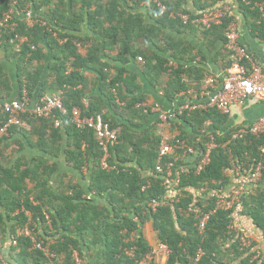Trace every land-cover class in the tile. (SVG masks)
Here are the masks:
<instances>
[{
  "label": "trees",
  "instance_id": "16d2710c",
  "mask_svg": "<svg viewBox=\"0 0 264 264\" xmlns=\"http://www.w3.org/2000/svg\"><path fill=\"white\" fill-rule=\"evenodd\" d=\"M235 1L249 35L264 42V10L256 5L264 0L250 4ZM14 2L23 12L33 10L46 25L29 27L20 19L14 30L0 29V88H4L0 89V100L14 98L26 81L32 96L62 92L68 115L56 110L62 124L55 127L53 118L26 112L22 123L0 138V240H17L4 255L1 253L0 264L3 259L9 264H76L75 250L89 259L88 264H136L140 260L163 264L150 254L146 222L151 223L155 242L172 250L165 264H259L260 259L252 258L256 243L250 239L248 246L243 245L241 232L230 227L234 210L218 209L204 234L193 212H187L192 205L205 211L214 208V192L230 183L227 149L231 148L241 162L264 163L259 150L263 137L246 134L223 147L237 127L226 128L229 116L216 109L185 112L174 123H166V131L176 133L179 139L194 142L203 136L198 143L201 148L209 139L208 132L213 133L217 146L201 172L181 175L176 200L154 212L149 207L152 199H160L166 191L157 170L164 123L153 115L152 104L144 105L148 95L142 78L158 87L167 100L175 101L190 89L192 81L204 79L199 70L212 53L226 61L225 67L231 64L234 53L225 47V31L236 14L206 28L194 20L219 7L221 0H163L167 7L163 14L145 0H0V16ZM183 14L189 16L187 22L182 20ZM86 22L91 31L88 35L81 33ZM49 28L59 38H68L67 42L59 43ZM190 35L202 39L206 49L194 47L187 37ZM23 37L28 40L21 42ZM240 43L245 45L242 40ZM7 61L16 70L14 77ZM172 61L174 65H170ZM131 64H137L136 71ZM69 66L73 69L68 73ZM84 98L90 102L87 109L82 104ZM76 106L84 115H100L119 128L118 138L108 150V164L113 169L102 166L105 150L96 131L79 128L71 120ZM5 121L0 110V126ZM223 129L226 131L221 133ZM26 147L34 153L25 155ZM168 161H175V156H164L163 164ZM175 163L176 167L189 165L181 160ZM66 164L89 182L65 171ZM61 165L63 173L56 175ZM89 193H93L90 199ZM242 200L240 213L264 236V189L252 190ZM27 225L39 231L34 234L38 241L46 236L55 238L47 244L54 257L34 247L24 234L15 235ZM133 231H137L136 237L130 240ZM127 249L133 250V257L127 256ZM199 249L203 255L197 259Z\"/></svg>",
  "mask_w": 264,
  "mask_h": 264
},
{
  "label": "built area",
  "instance_id": "2783aa9c",
  "mask_svg": "<svg viewBox=\"0 0 264 264\" xmlns=\"http://www.w3.org/2000/svg\"><path fill=\"white\" fill-rule=\"evenodd\" d=\"M222 4L219 7L213 8L203 13V15L194 20V22L201 24L208 28L212 25L222 24L223 18L226 15L234 14L233 4L229 0H221ZM245 4H250L252 0H242ZM154 4L160 14L165 13L167 7L163 0H145ZM256 5L264 10V1L257 2ZM237 17L225 31L227 38L226 49L234 53L233 61L221 74H209L204 78L201 90H199V97L197 101L192 100L189 96L193 94L191 89L186 92L180 93L181 103L173 106L171 109H163L160 105L155 104L152 106V112L156 115V118L160 122L168 123L169 121H176L179 116L185 112L192 113L195 111H205L210 108H214L223 115L230 116L232 109L236 105H244L249 99H255L259 102L264 103V68L263 65L256 59L254 54L248 49L246 45L240 43L239 40V26L237 19L242 17V14L237 9ZM23 15L29 26L39 23L46 25L44 20L34 18L32 10L22 12L16 10L14 7L8 10L0 17V27L5 29L14 30L18 25V16ZM184 22L189 19L188 15H181ZM49 31L57 38L60 43L66 41V39H60L57 32L49 28ZM23 42L26 38H23ZM34 49L35 47L32 46ZM142 61V58H139ZM72 66L68 67V73L72 71ZM203 97V98H202ZM205 98V99H204ZM191 99V100H190ZM84 108H88L90 105L89 99L84 98L82 101ZM123 104V103H122ZM140 105V104H138ZM0 110L6 116V121L0 126V138L9 135V130L12 126L19 125L22 123V115L26 112H30L32 116H40L43 118H53L54 126L59 127L62 124V120L55 115V111L58 110L63 115H68V111L64 106L62 92L57 93H43L42 95L30 94V90L23 82L21 91L16 97L10 100L0 101ZM71 120L79 128H93L96 131L97 140L99 145L105 150V155L102 159V166L107 170H111L114 167L108 164L109 157V145L116 141L119 134V128H114L109 122L103 120L98 115L90 117L84 115V110L81 107H74L70 113ZM208 128V127H207ZM210 128V126H209ZM212 128V127H211ZM206 130L203 129V131ZM224 130L223 132H225ZM221 132V133H223ZM209 139L205 141L204 148H201L198 143L201 142L203 136L199 135L194 142H188L184 139L164 136L161 139L158 156L157 170L162 174V185L166 188L164 195L160 199H153L149 203V207L155 211L156 208L162 204L172 203L180 195V180L182 174H187L192 171L199 173L211 162V151L216 147L215 136L213 133L208 132ZM252 134L257 137H263L264 140V115L259 117L257 120L238 126L233 130L231 137L228 138L227 142L223 144V147L227 146L231 142L242 135ZM182 153H178V151ZM259 150L264 154V141L259 147ZM174 155L175 161L181 160L182 162H188L189 165L183 164L176 167L175 161H168L163 164V158L166 155ZM228 158L230 160V168L228 173L231 177L230 183L226 188H220L214 192L215 206L210 210H203L198 205H192L188 208L187 212H193L195 219L197 220L196 225L201 234H204L212 214L218 209L234 210V213H240L243 209V197L247 194L248 189L257 184H261L264 180V163L262 160L250 163L249 161H239L235 159V155L232 153V149H227ZM248 156V153H245ZM193 169V170H192ZM257 187V186H256ZM255 188V187H254ZM259 188V187H257ZM256 188V189H257ZM254 189V190H256ZM253 190V191H254ZM93 196V193H89L88 199ZM240 230L241 243L248 246L251 242L250 239ZM28 235V232H24ZM21 234V233H18ZM35 247H38L47 256H53L49 247L35 242L37 238L31 237ZM136 237V233L131 234L130 240ZM53 241L48 242L50 245ZM172 253L171 248L160 241L151 243L150 254L161 263L165 264ZM126 254L133 256L134 252L131 249L126 250ZM203 255L202 249L197 252V259ZM73 256L76 264H88V260L82 258L79 253L75 250ZM150 258V257H149ZM7 264V262H3ZM136 264H147L145 261H137Z\"/></svg>",
  "mask_w": 264,
  "mask_h": 264
},
{
  "label": "crops",
  "instance_id": "0c3cea01",
  "mask_svg": "<svg viewBox=\"0 0 264 264\" xmlns=\"http://www.w3.org/2000/svg\"><path fill=\"white\" fill-rule=\"evenodd\" d=\"M233 4V10L237 17V5L235 0H229ZM191 4V3H189ZM238 26H239V40H242L244 44L248 47V49L254 54L256 59L263 65L264 68V42L260 39L254 38L249 35L248 29L245 28V20L240 17L237 19ZM84 35L91 34L90 29L88 28V23H84L83 30L81 32ZM188 39L193 43L194 47H198L200 49H206V46L203 44L202 39L196 37V36H187ZM186 37V38H187ZM219 48L222 47V44H220ZM212 56H209L208 62L201 67L202 70H199L203 77H205L208 74H221L224 72L225 69V63L226 61H223L220 56H216L214 53H212ZM216 56L218 58L213 59V57ZM140 63V62H139ZM174 62H170V65ZM10 65V64H9ZM9 67V66H8ZM131 69L135 70L137 68V64H131ZM227 67V66H226ZM10 68V67H9ZM15 68L11 66L10 73L14 77L13 74H15ZM136 71V70H135ZM139 71V70H138ZM89 76H91V73H88ZM188 77V76H187ZM199 76H196L194 78H199ZM189 82V79H187ZM142 83L144 87V92L148 95V100L152 104H160L163 109H171L173 106L178 105L182 102V100L178 99L176 101H169L165 97V95L162 93V91L158 87H153L146 79L142 78ZM203 80H201L200 83L198 81L194 80L191 83V91H193V94L189 96L192 100L197 101V97H199V90H201ZM197 89V91L195 90ZM18 93H14L12 97H15ZM201 94V93H200ZM203 98V97H202ZM190 99V100H191ZM205 99V98H204ZM2 101V100H0ZM264 115V103L259 102L255 99H249L244 105H236L232 109L231 115L228 117L229 122L225 126L226 128H233L242 126L245 124H249L255 120H257L259 117ZM182 123V122H181ZM183 128H185V125L182 123ZM225 129H223L221 132H223ZM28 147V146H27ZM26 147V148H27ZM33 154L34 151L31 148H27L25 150V154ZM261 187L264 189V180L261 182V184L253 185L251 186L247 194L251 192L252 190L256 189L257 187ZM255 187V188H254ZM233 226L237 229H241L244 234L254 241L256 243L254 249L257 251L259 250V254H263L264 252V237L262 236V232L252 224V222L246 217L242 216L241 213H234V223ZM259 255L254 256V258L258 257Z\"/></svg>",
  "mask_w": 264,
  "mask_h": 264
},
{
  "label": "rangeland",
  "instance_id": "374dc122",
  "mask_svg": "<svg viewBox=\"0 0 264 264\" xmlns=\"http://www.w3.org/2000/svg\"><path fill=\"white\" fill-rule=\"evenodd\" d=\"M115 53V52H114ZM7 63V66H9L10 68H11V66H12V63H8V61L6 62ZM10 64V65H9ZM9 68V69H10ZM2 91H4V88H0ZM26 128L28 129L29 128V126L27 127L26 126ZM19 154H21V153H19ZM24 154H25V152H24ZM25 155H27V154H25ZM63 159L62 158H60L59 159V161L61 162V163H63V161H62ZM66 169H65V171L66 170H68V172L69 173H72V174H74L75 175V173L71 170V166H68L67 164H66ZM63 168H64V165H61L59 168H58V170L56 171V175H58L59 173H63ZM84 173H86L85 174V176L87 177V175H88V171H87V167L86 168H84ZM81 182H89V180H88V178H86V179H84V178H81L80 179V175H75ZM54 177H56V176H54ZM29 215H30V213H28ZM48 224H50L51 225V219L49 220V222H48ZM145 226H146V232H147V235L149 236V239H150V243H152V242H155V238H154V235H153V229H152V226H151V223L150 222H146V224H145ZM39 229H40V227H39ZM28 232V235L29 236H31V237H34V234L36 233V235L39 233V231H37V229H35V228H31V227H29L28 225H27V227L26 228H24V229H17L16 230V232H15V235H17V233H22V232ZM153 235V236H152ZM263 236V235H262ZM264 237V236H263ZM10 238V240L8 239V238H5V237H3V239L2 240H0V256H2V254L4 255V253L7 251V247H9V245L11 244L12 246H15V245H13V243H11L12 242V237H9ZM46 240H41V241H38V240H35V242H37V243H40V244H43L44 246L45 245H47V243L48 242H51V241H53V242H55V238H53V237H48V236H46ZM254 249V248H253ZM51 251V250H50ZM2 253V254H1ZM55 254V253H54ZM256 255H259L258 257H256V259H260L259 260V264H261L262 263V259H263V257H264V252H263V254H259V250H257V251H255V253H254V255H253V257L252 258H254V256H256ZM255 259V258H254ZM9 264V263H8Z\"/></svg>",
  "mask_w": 264,
  "mask_h": 264
},
{
  "label": "clouds",
  "instance_id": "9594fccd",
  "mask_svg": "<svg viewBox=\"0 0 264 264\" xmlns=\"http://www.w3.org/2000/svg\"><path fill=\"white\" fill-rule=\"evenodd\" d=\"M15 8L16 10H19L18 8H16V6H15V2L13 3V5H12V7L11 8ZM10 8V9H11ZM9 9V10H10ZM31 10V9H30ZM19 11H21V10H19ZM33 11V10H32ZM7 12V11H6ZM6 12H4V13H6ZM23 12V11H22ZM3 13V14H4ZM2 14V15H3ZM33 14H34V18L36 17V18H38L39 17V15L38 14H36V13H34L33 12ZM0 17H2V16H0ZM18 18V20H20V19H25V17L23 16V15H21V16H18L17 17ZM39 18H41V17H39ZM26 20V19H25ZM27 23V22H26ZM28 25V24H27ZM35 25V24H34ZM29 26V25H28ZM29 27H33V26H29ZM0 29H1V27H0ZM2 29H5V28H2ZM52 30H53V28H52ZM56 32V31H55ZM58 34V33H57ZM23 38H26V41L28 40V38L27 37H23ZM23 38L21 39V42H23L22 40H23ZM60 39H66V41H64L63 43H65V42H67V40H68V38H60ZM26 41H24V42H26ZM59 42V41H58ZM60 43V42H59ZM62 44V43H61ZM76 45L78 46V47H80V43L79 42H76ZM209 75V74H208ZM207 76V75H206ZM205 76V77H206ZM204 77V78H205ZM203 82H204V79H203ZM202 85H203V83H202ZM202 87V86H201ZM201 89V88H200ZM196 91H197V89H195ZM17 96V95H16ZM15 96V97H16ZM178 99H180V96H179V98ZM178 99H176V100H178ZM175 100V101H176ZM150 105V104H152V103H150V101L147 99V101L144 103V105ZM152 105H155V104H152ZM158 105H160V104H158ZM161 106V105H160ZM196 112V111H195ZM153 115L156 117V115L153 113ZM179 120V119H178ZM177 121V120H176ZM175 121H173V123H174ZM166 127H167V125L164 123V127L160 130V135H161V137L163 138L164 136H169V137H173L174 136V138H177V136H176V133L174 134V133H172V134H169L167 131H166ZM209 127V126H208ZM211 128V127H210ZM161 142V141H160ZM145 188V187H144ZM153 200V199H152ZM157 209V208H156ZM151 211H153L152 209H151ZM156 211V210H155ZM154 212V211H153ZM29 212H27V214H28ZM135 219L136 220H138V217H135ZM146 224V223H145ZM144 224V225H145ZM143 225V224H142ZM233 225H231L230 227H232ZM145 228H146V226H145ZM235 228V227H234ZM236 230H239V229H237V228H235ZM239 233H240V230L238 231ZM132 234L133 233H137V231H133V232H131ZM22 234H24L25 235V233H24V231L21 233V234H18L17 233V235H22ZM26 237H29V236H27V235H25ZM30 238V237H29ZM9 240H10V238H8ZM31 239V238H30ZM33 242V241H32ZM251 242V241H250ZM11 243H13V245H16L17 244V240L16 239H12V242ZM153 243V242H152ZM10 246V245H9ZM35 247V246H34ZM7 248H9V247H7ZM8 250V249H7ZM52 253V252H51ZM52 255L53 256H48L49 258H51V257H54L55 255L52 253ZM134 255V254H133ZM127 256H129V255H127ZM131 257V256H130ZM133 257V256H132ZM86 260H88V263H89V259L88 258H85ZM256 259V258H255ZM263 259H264V257H263ZM7 262V264H8V261L5 259H3L2 260V262ZM141 261V260H140ZM137 262V261H136Z\"/></svg>",
  "mask_w": 264,
  "mask_h": 264
}]
</instances>
